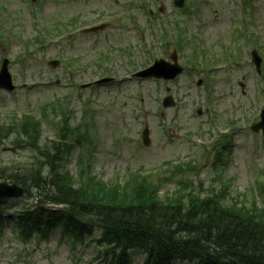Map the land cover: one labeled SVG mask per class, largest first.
Returning <instances> with one entry per match:
<instances>
[{
	"label": "rangeland",
	"instance_id": "374dc122",
	"mask_svg": "<svg viewBox=\"0 0 264 264\" xmlns=\"http://www.w3.org/2000/svg\"><path fill=\"white\" fill-rule=\"evenodd\" d=\"M1 1L8 11V16L0 14V60L5 57L10 61L9 71L15 84V91L0 94V117L6 120L12 113L20 115L29 113L30 110L38 116L39 105L57 96L69 95L73 120L78 123L85 118L86 127H90L88 142L73 149L66 159L65 165L71 173L75 174L77 169L75 164L80 154L84 157L91 154L93 174L106 182L114 179L116 175L123 181L128 169L134 171L144 168L146 173L152 171L157 174L161 171L164 162L172 161L177 164L179 163L177 157L189 155L193 138L187 140V133L194 135L199 126L208 127L209 119L213 115L218 116L217 124L222 120H230L239 126V130L233 132V145L225 159V166L221 168L223 177L232 180L229 198L234 199L237 194L245 192L258 169L264 168L263 140L260 135L251 134L247 127L248 122L252 123L257 116L259 106L263 104L259 89L264 87V77L259 79L253 75L251 67L245 63V53L242 54V61L238 60L227 71H217L218 67L214 65L210 73L208 72L209 83L204 88L195 87V82L204 79L205 73L201 70L194 71L193 67L197 64L187 61L188 59L183 55L181 63L185 72L175 82L162 84L154 81L125 80V75L129 74V65L134 62L138 67L150 61L146 52L138 49L139 45L155 48L154 57H164L165 60H168L174 50L173 45L164 50L162 47L159 50L160 45H152L146 28L137 27L139 22L144 24V18L140 17L138 12L137 23L119 24L108 21L109 30L90 38L82 37L78 30L73 31L70 45L66 44V41L50 43L45 49L31 54L24 62H19L16 58L23 55L26 50L24 43L36 32L33 25V10L38 12L41 25L49 28L50 25L46 23L55 24L57 21L74 18L80 19L83 26H88L92 22L103 21L105 17L106 20H110L109 16L121 10L122 4L135 0H96L100 7L93 0L89 4H86L85 0H37L35 3H30L28 0ZM170 1L158 0L156 3L157 7L159 4L165 7L166 17L172 16L174 12L169 6ZM193 3L195 4L193 8L197 9V16L184 18L189 33L191 35L200 33L201 39L208 47L217 46L218 49L219 42L228 44L230 28L235 26V17L240 15L232 0H193ZM253 3L256 6L254 9L256 13H250L254 17L250 31L254 33L256 42L262 47L260 56L264 58V0H253ZM237 4H239L238 0ZM187 7H191L190 2H187ZM129 44H133L134 52L132 57L126 56L130 59L128 62L122 60L123 58L119 59L124 57L120 54H111L116 60L115 70L120 71V73H110L115 79L113 85L101 86L91 92L78 91L79 84L101 78L99 75H94L95 71L91 66L93 56L107 52L113 47L124 48ZM73 54H83L84 57L75 60L76 64L82 65L83 68L74 69L71 78L66 64ZM54 58L60 62V67L56 70L47 65L48 61ZM131 59L134 61L132 62ZM55 79L59 81L58 86L54 84ZM213 80L215 84L211 87L212 102L207 107L204 99L207 95V87L212 86ZM72 82L76 84L73 83V88L70 85ZM239 82L244 85L242 90L239 88ZM165 87L170 88L169 94L176 102L174 108H161L160 100L167 95ZM197 107L202 108L204 113L202 117L195 115ZM42 118L44 121L41 143L56 140L57 129L51 126L52 113L47 112ZM144 125H148L151 130V148H142L139 142ZM171 125L174 128H171ZM78 128L84 130L82 127ZM165 128L169 129L167 135H164ZM12 145L10 140L0 145V164L29 158L30 152L7 151L13 147ZM190 157L192 156L189 155L188 158ZM200 164L202 166L200 178L205 181L206 188L211 186L218 189L219 184L212 181L216 172L212 171V158L204 157L200 160ZM167 189H174V186H167L161 192ZM32 202L33 200L23 197L7 201L0 206V213L5 217L3 234L0 236V264H103L106 262L95 242L98 231L74 249L67 242L60 241L57 232L52 233L45 242L38 243V238L34 237L27 243V259L22 255L18 257L21 245L15 237L16 231L13 225L16 212L20 208L32 205ZM143 259L144 255L135 253L133 264H142Z\"/></svg>",
	"mask_w": 264,
	"mask_h": 264
},
{
	"label": "trees",
	"instance_id": "16d2710c",
	"mask_svg": "<svg viewBox=\"0 0 264 264\" xmlns=\"http://www.w3.org/2000/svg\"><path fill=\"white\" fill-rule=\"evenodd\" d=\"M13 126L0 125V138ZM27 144L35 146L39 128L31 119L19 125ZM38 150V163L14 170L0 167V180L35 191L39 204L26 209L17 223L24 242L38 235L46 239L60 230L62 240L82 242L93 227L101 230L109 264H129L128 250L147 252L146 264H173L178 259L196 264H264V187L260 206L256 197L249 206L224 203L218 196H159L147 178L134 179L123 189L94 182L89 170L76 180L63 167L66 148L52 144ZM44 168L46 169L45 175ZM188 170V169H187ZM61 205L64 211H47ZM1 226V217H0Z\"/></svg>",
	"mask_w": 264,
	"mask_h": 264
},
{
	"label": "water",
	"instance_id": "95a60500",
	"mask_svg": "<svg viewBox=\"0 0 264 264\" xmlns=\"http://www.w3.org/2000/svg\"><path fill=\"white\" fill-rule=\"evenodd\" d=\"M6 63L4 64V67L2 69L1 75H0V88L10 89V86L8 84L9 76L6 73L5 68ZM176 70V72H175ZM175 72V73H174ZM180 70L178 68L173 69L171 72V77L173 78L176 74H178ZM143 76H151L155 75L151 70L146 71L142 74ZM258 127H264V122L260 124ZM22 195L21 189L17 188L16 186H8L5 184H0V198H12V197H20Z\"/></svg>",
	"mask_w": 264,
	"mask_h": 264
}]
</instances>
